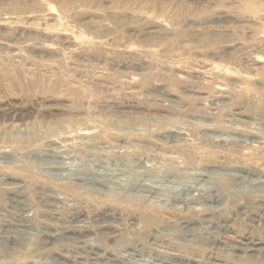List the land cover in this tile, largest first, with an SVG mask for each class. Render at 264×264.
Masks as SVG:
<instances>
[{"label":"rangeland","instance_id":"374dc122","mask_svg":"<svg viewBox=\"0 0 264 264\" xmlns=\"http://www.w3.org/2000/svg\"><path fill=\"white\" fill-rule=\"evenodd\" d=\"M255 238L264 0H0V264H264Z\"/></svg>","mask_w":264,"mask_h":264},{"label":"bare ground","instance_id":"6f19581e","mask_svg":"<svg viewBox=\"0 0 264 264\" xmlns=\"http://www.w3.org/2000/svg\"><path fill=\"white\" fill-rule=\"evenodd\" d=\"M62 201V200H61ZM59 202V201H58ZM63 203V202H62ZM61 203V204H62ZM64 203H65V201H64ZM66 203L67 204H70V203H68L67 201H66ZM46 204V203H45ZM48 204H50V203H48ZM64 206V205H63ZM62 206V207H63ZM70 206V205H69ZM60 207H61V205H59V203H57V204H50L49 205V209H47L49 212H50V214L48 215V217H46L47 218V220L48 221H52L53 219H56L57 217H58V213L60 212ZM65 207H67L66 205H65ZM31 209H32V207L29 205V206H26V208H23V214L25 213H27V212H31ZM63 210H64V208H63ZM28 214V213H27ZM47 215V214H46ZM78 215V214H77ZM81 215V214H80ZM76 216V215H75ZM31 218V217H30ZM44 218V217H43ZM255 218H256V216H255ZM76 219V218H75ZM58 220V219H57ZM66 220V219H65ZM63 221V220H62ZM67 221V220H66ZM68 222V221H67ZM72 222V221H71ZM75 222V221H74ZM83 222V221H82ZM77 223V222H76ZM47 226H50L49 224H46ZM45 225V226H46ZM81 225V224H80ZM56 226V225H55ZM82 226V225H81ZM47 228H49V227H47ZM54 228H57V227H54ZM46 229V228H45ZM58 229V228H57ZM55 230V229H54ZM251 242L253 243V245L257 248V247H259V246H264V238H255V239H252L251 240ZM95 256H96V254L94 253V255L91 257L92 259L93 258H95Z\"/></svg>","mask_w":264,"mask_h":264}]
</instances>
